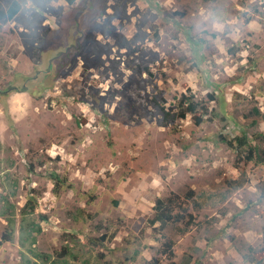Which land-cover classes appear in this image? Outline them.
Wrapping results in <instances>:
<instances>
[{
    "label": "rangeland",
    "instance_id": "374dc122",
    "mask_svg": "<svg viewBox=\"0 0 264 264\" xmlns=\"http://www.w3.org/2000/svg\"><path fill=\"white\" fill-rule=\"evenodd\" d=\"M18 1L0 22V264H253L264 161L225 140L264 150V0ZM183 96L202 121L162 125ZM52 170L73 188L54 194ZM190 191L191 227L151 222Z\"/></svg>",
    "mask_w": 264,
    "mask_h": 264
},
{
    "label": "trees",
    "instance_id": "16d2710c",
    "mask_svg": "<svg viewBox=\"0 0 264 264\" xmlns=\"http://www.w3.org/2000/svg\"><path fill=\"white\" fill-rule=\"evenodd\" d=\"M68 4H73L76 0H65ZM21 4L18 0H11L5 9H0V22L2 24L7 23L13 19V17L19 12ZM247 22V21H246ZM162 110V125H168L174 122L177 119H183L187 114H189L195 123H200L202 121V110L204 107L200 104L191 100L189 97L183 96L176 103L173 108H166L164 105L160 106ZM254 114H259V110L256 107L252 108ZM229 148L235 152L237 161H251L255 158L259 162L264 161V150L260 151V155L257 147L248 145V139L246 135L235 136L234 140H225ZM247 148V149H246ZM32 166V165H31ZM48 178L52 182V191L54 194L59 193L64 189H72L73 183L69 180L68 176L65 174H59L58 172L52 170L48 173ZM232 182H234L233 188H238L241 186V182L236 181L235 177H231ZM192 191L185 195V200L181 199L177 195L169 196L166 199L157 198L154 204V216L151 222H158L161 228L165 227L169 223H179L182 225V229L186 230L191 227L194 223V218L191 212L188 211L187 206L188 202H193ZM29 206L30 209L34 208V198L32 196L27 198L25 203ZM117 204V202H115ZM13 227L12 223L9 222V227H6L0 234V246L3 243L10 242L12 239ZM87 241L92 246H95L98 250V255L100 258H104L101 249L104 247V237H89ZM167 249L165 253L170 252L171 242L168 241L165 243ZM243 258L253 264H264V250H258L254 253H246L243 255ZM145 264H159V259L156 256L151 257L149 260L145 261Z\"/></svg>",
    "mask_w": 264,
    "mask_h": 264
}]
</instances>
